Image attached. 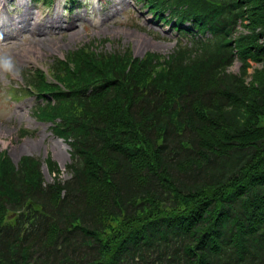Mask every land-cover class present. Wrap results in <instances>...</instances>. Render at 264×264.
<instances>
[{
	"label": "trees",
	"instance_id": "1",
	"mask_svg": "<svg viewBox=\"0 0 264 264\" xmlns=\"http://www.w3.org/2000/svg\"><path fill=\"white\" fill-rule=\"evenodd\" d=\"M137 1L190 45L27 73L70 176L0 152V264H264V0Z\"/></svg>",
	"mask_w": 264,
	"mask_h": 264
},
{
	"label": "rangeland",
	"instance_id": "2",
	"mask_svg": "<svg viewBox=\"0 0 264 264\" xmlns=\"http://www.w3.org/2000/svg\"><path fill=\"white\" fill-rule=\"evenodd\" d=\"M77 8L68 0L34 3L32 0H0V57H11L13 67H0V152L7 151L14 163L24 155L43 162L46 182H53L46 159L50 157L61 168L60 178L70 176L66 164L71 161L70 147L54 135L50 123L34 114L35 96H14L27 81V72L48 69L57 58L70 50L91 43L102 51L130 48L137 57L148 51L168 55L179 42L190 45V37L174 32L170 24L153 17L148 8L134 0H80ZM71 7V8H70ZM57 22L45 25L44 22ZM32 28L36 29L35 31ZM242 30V26L239 27ZM254 64L253 67H261ZM236 61L230 71L238 73ZM253 72V68H250ZM21 129L31 134L22 135Z\"/></svg>",
	"mask_w": 264,
	"mask_h": 264
},
{
	"label": "clouds",
	"instance_id": "3",
	"mask_svg": "<svg viewBox=\"0 0 264 264\" xmlns=\"http://www.w3.org/2000/svg\"><path fill=\"white\" fill-rule=\"evenodd\" d=\"M0 67H3L5 70H11L13 67L11 57H0Z\"/></svg>",
	"mask_w": 264,
	"mask_h": 264
},
{
	"label": "bare ground",
	"instance_id": "4",
	"mask_svg": "<svg viewBox=\"0 0 264 264\" xmlns=\"http://www.w3.org/2000/svg\"><path fill=\"white\" fill-rule=\"evenodd\" d=\"M55 22H57L56 19H54V20H48V21H45L44 24L45 25H48L49 23H51L53 25V23H55ZM32 30L35 31L36 29L32 28Z\"/></svg>",
	"mask_w": 264,
	"mask_h": 264
}]
</instances>
